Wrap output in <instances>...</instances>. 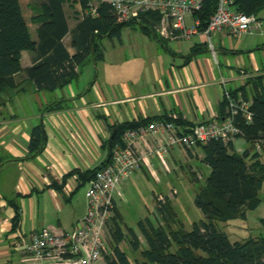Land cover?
<instances>
[{
    "label": "crops",
    "instance_id": "obj_1",
    "mask_svg": "<svg viewBox=\"0 0 264 264\" xmlns=\"http://www.w3.org/2000/svg\"><path fill=\"white\" fill-rule=\"evenodd\" d=\"M68 8L74 13L73 22ZM65 10L72 29L80 17V6L66 2ZM257 15L264 21V9ZM195 36L201 43L195 41L187 54L180 47L169 48L172 52L162 47L165 53L180 58V63L156 54L158 64L128 67L119 79L101 75L94 62L87 64L95 68L83 70L86 64L77 79L55 91L38 89L24 72L16 75L18 87L0 95V264L21 262L22 253L15 247L20 236L28 238L44 227L57 232L70 230L85 214L86 194L80 198L79 173L72 172L98 168L109 159L114 125L167 117L177 123L184 121L186 124L179 126L187 128L221 119L219 107L226 90L246 85L251 91L252 83L261 78L264 84V32L239 38L215 33V53L205 45V36ZM68 37L64 42L70 48ZM164 40L169 47L170 40ZM32 56L30 51L22 52L24 69L32 65ZM107 60L106 52L104 65ZM105 72L112 75L113 68L106 67ZM60 99L68 100L64 109L43 111ZM39 123L45 127L46 145L42 153L30 157L31 131ZM233 142L238 152L249 147L243 138ZM149 143L155 147L156 138ZM136 145L143 152L147 150L142 141ZM201 148L185 149V153L202 160ZM175 151L176 147L161 157L149 156L142 169L148 168L157 176L153 159L163 171H170L168 158ZM10 200L21 208L17 227L16 209Z\"/></svg>",
    "mask_w": 264,
    "mask_h": 264
},
{
    "label": "trees",
    "instance_id": "obj_2",
    "mask_svg": "<svg viewBox=\"0 0 264 264\" xmlns=\"http://www.w3.org/2000/svg\"><path fill=\"white\" fill-rule=\"evenodd\" d=\"M22 1L0 0V95L18 87L16 75L20 72H24L40 90L55 91L65 87L79 77L87 63L104 61L106 51L103 39H121L124 28L130 26H139L151 39L172 52L167 47V41L155 30L160 20L158 13H145L140 19L119 23L107 3L95 5L94 0H38L33 16L37 24L33 36ZM66 2L80 6V17L72 29L65 10ZM233 6L237 11L257 15L264 9V0H233ZM216 8L217 0L207 1L199 13L204 25ZM68 35L70 48L64 42ZM205 45L208 46L207 43ZM23 51L33 54L32 65L25 69L21 62ZM261 80L251 82V91L243 85L230 92L236 99L242 97L251 102L253 118L250 122L241 113L235 116V124L241 130L236 138H243L249 147L238 152L234 140L227 144L222 140H212L200 145L204 151L202 161L211 168L206 183L197 189L195 197V204L204 218L195 221L191 230L185 229L181 222L179 227L173 228L171 223L177 221V214L169 196H165L164 202L156 196L157 211L163 222H155L150 217L139 220L138 225L147 246L142 249L139 235L125 224L116 207L110 227L112 248L104 256L107 264H134L120 245L127 240L135 253L140 251L142 256V259H135L136 264H264L263 236L232 241L219 226V222L246 218L248 210L258 208L264 201L263 152L256 150L258 143L264 150V84ZM67 103L65 99L55 100L43 111L64 109ZM227 105L224 98L219 107L221 118L227 116ZM164 119L171 120L167 117ZM152 121L146 119L114 125L113 137L109 142L110 152L116 144H122L125 130ZM179 123L186 124L182 120ZM46 141L45 127L39 123L31 131L29 156L42 153ZM106 162L86 172H72L79 173V187L89 182ZM195 178L198 180L197 176ZM10 203L16 209L14 226L17 227L21 221V208L14 200H10Z\"/></svg>",
    "mask_w": 264,
    "mask_h": 264
},
{
    "label": "built area",
    "instance_id": "obj_3",
    "mask_svg": "<svg viewBox=\"0 0 264 264\" xmlns=\"http://www.w3.org/2000/svg\"><path fill=\"white\" fill-rule=\"evenodd\" d=\"M209 0H94L95 5L107 3L119 23L140 19L149 12L158 13L160 20L155 26L160 37L179 41L203 35L209 49L215 53L212 35L226 34L239 38L264 32V21L256 14L237 11L233 0H217V8L204 25L201 13ZM96 12V9L93 10ZM227 116L214 118L191 127H181L174 118L158 119L137 128L125 130L122 144H116L110 159L96 171L88 182L86 191L87 210L72 229L54 231L44 227L26 238L23 235L15 243L22 253L19 264H101L106 252V230L115 216L116 197H122L121 184L136 171L148 165L151 155L162 156L171 148L194 150L212 140L225 144L236 139L240 128L235 124L239 113L250 122L253 113L251 102L236 99L225 91ZM155 137L156 146L149 140ZM142 141L147 150H140L136 142ZM256 150L262 152L260 143ZM174 190L172 195H176ZM166 201L165 196H159Z\"/></svg>",
    "mask_w": 264,
    "mask_h": 264
},
{
    "label": "rangeland",
    "instance_id": "obj_4",
    "mask_svg": "<svg viewBox=\"0 0 264 264\" xmlns=\"http://www.w3.org/2000/svg\"><path fill=\"white\" fill-rule=\"evenodd\" d=\"M23 9L25 16L30 24L32 35L35 36V29L37 24L33 21V16L36 13V5L38 0H23ZM70 21L73 22V11L68 8ZM69 37L66 39L69 45ZM197 43L198 37L194 36L191 39H184L180 42L170 41L168 43L169 48L176 50L180 47L184 54H187L191 46ZM215 42V38L212 36V42ZM105 51L108 53V60L104 65L103 61L98 62L97 68H101V75L108 74L109 76H115L116 78H123L128 67H137L140 69L145 64H158L159 59L156 54L163 55L168 61L181 62L180 58L165 53L160 44L151 39L150 36L144 33L139 26L124 28L121 39H103ZM214 44V43H213ZM209 47V43H207ZM209 50V49H208ZM161 52V53H160ZM211 51H209V54ZM111 61H110V60ZM114 60L115 63L112 61ZM104 65V66H103ZM94 67L92 63L87 64L83 70L88 67ZM113 68V74L110 69ZM95 68V67H94ZM84 72V71H83ZM86 75V74H85ZM84 75V76H85ZM201 152L204 153L201 148ZM185 149L176 147V151L168 158L169 164L172 167L170 171H163L161 165L152 159L154 163L153 168L157 176L153 175V171L139 170L137 173H133L125 179L121 184L122 197H116L118 210L121 213L122 219L128 227H131L138 235L142 242V249H145V239L140 231L138 222L139 220L150 217L155 222L162 221L157 211V198L156 196H169L171 206L177 214V221L171 223L173 228L179 227L181 222L185 229L191 230L193 223L204 218L202 211L195 204V197L197 189L206 183L207 177L211 172V168L206 165L201 159L197 157H189L185 153ZM263 158L264 161V150ZM152 157L154 155H151ZM150 156V157H151ZM196 173H194V171ZM198 176L196 180L195 176ZM87 185L84 184L80 187V198H85L87 191ZM174 190L177 191L176 195H172ZM113 219L110 221L106 230V252L109 253L112 248L111 237V225ZM219 226L222 230L226 231L232 241L243 240L247 237H264V201L262 204L254 209L248 210L246 218L233 219L228 222H219ZM168 229V226H166ZM125 230L126 227H125ZM121 247L132 258L134 264L135 259H142L140 251L135 253L132 249L129 241H123ZM101 264H107L105 258Z\"/></svg>",
    "mask_w": 264,
    "mask_h": 264
}]
</instances>
